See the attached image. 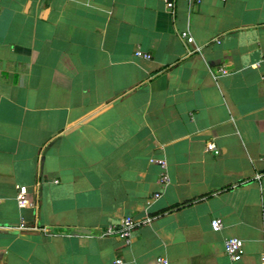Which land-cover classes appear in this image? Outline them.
Instances as JSON below:
<instances>
[{"label": "crops", "instance_id": "1", "mask_svg": "<svg viewBox=\"0 0 264 264\" xmlns=\"http://www.w3.org/2000/svg\"><path fill=\"white\" fill-rule=\"evenodd\" d=\"M167 1L0 0V264L259 263L264 0Z\"/></svg>", "mask_w": 264, "mask_h": 264}, {"label": "built area", "instance_id": "2", "mask_svg": "<svg viewBox=\"0 0 264 264\" xmlns=\"http://www.w3.org/2000/svg\"><path fill=\"white\" fill-rule=\"evenodd\" d=\"M85 1H90V0H85ZM186 1H189V0H186ZM165 2H166V6L168 8H173L172 2L167 1V0H165ZM197 2H199V0ZM180 38L186 44H192L193 43V37L191 35H189L188 32H186V31L180 33ZM134 55L136 57H140L143 59H147V60L150 59L149 54L143 53L139 49H137L134 52ZM221 72L225 73V71H222V70H221ZM207 150L214 153L215 155L219 153V151L216 149V147L212 143L207 145ZM262 159L264 160V156L262 157ZM150 162L158 165L161 168L162 172L159 175L158 184L161 187L166 186L168 184V177H167L166 172H165L166 161L163 159H156V160L151 159ZM263 176H264V172L261 174H258L257 178L259 179ZM159 196H160L159 194H155L154 198H158ZM0 202H1V199H0ZM16 202H17L18 208H20V209H24L27 207H34V204L28 199V192H27L26 187H17ZM146 221L148 222L149 219H147ZM138 224L139 223L133 221L132 218L126 217L122 220L119 227H108L107 229H105V231L102 233V235H104V236H117V237L123 239L126 244H128L130 242V236H131L132 230L136 226H138ZM210 227H211V230L213 232H219L223 227V222L219 218H214L210 221ZM17 230L18 231L36 230V228L35 227L28 228V227H25L23 225V223H21L20 226L17 227ZM242 246H243V242L241 239L236 238V237H230V238L225 239V241H224V252L230 260L239 261L242 257V253H243ZM112 264H125V262L122 259H115ZM151 264H169V262L165 257L158 256L153 260V262ZM258 264H264V252L262 253V255L260 257V261Z\"/></svg>", "mask_w": 264, "mask_h": 264}, {"label": "trees", "instance_id": "3", "mask_svg": "<svg viewBox=\"0 0 264 264\" xmlns=\"http://www.w3.org/2000/svg\"><path fill=\"white\" fill-rule=\"evenodd\" d=\"M190 204V203H189Z\"/></svg>", "mask_w": 264, "mask_h": 264}]
</instances>
